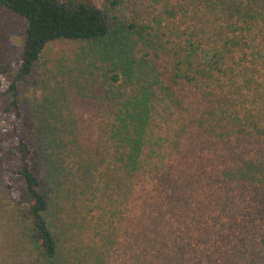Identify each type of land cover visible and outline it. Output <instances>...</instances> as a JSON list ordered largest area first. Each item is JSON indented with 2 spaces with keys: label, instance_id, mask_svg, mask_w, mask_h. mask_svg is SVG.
I'll use <instances>...</instances> for the list:
<instances>
[{
  "label": "rangeland",
  "instance_id": "374dc122",
  "mask_svg": "<svg viewBox=\"0 0 264 264\" xmlns=\"http://www.w3.org/2000/svg\"><path fill=\"white\" fill-rule=\"evenodd\" d=\"M91 1L108 37L49 42L17 91L59 254H38L0 182V264H264V0ZM24 29L0 5V65ZM190 42L221 72L170 82Z\"/></svg>",
  "mask_w": 264,
  "mask_h": 264
},
{
  "label": "trees",
  "instance_id": "16d2710c",
  "mask_svg": "<svg viewBox=\"0 0 264 264\" xmlns=\"http://www.w3.org/2000/svg\"><path fill=\"white\" fill-rule=\"evenodd\" d=\"M0 5L23 17L25 21L20 54L0 65V182L4 184L19 215L26 221L28 234L38 254L53 260L59 254L60 242L49 222L51 215L48 188L46 185L40 187L42 181L32 167L33 145L22 131L25 114L17 95L18 85L31 76L35 61L49 42L106 39L111 28L109 16L105 9L91 0H0ZM221 62L222 54L218 50L190 42L168 78L170 82L183 80L193 85L202 83V80L221 72ZM112 77L116 80L115 75ZM148 102L147 96H144L138 104L136 144L143 138ZM210 114L213 117L212 111ZM201 124L206 127L204 138L201 139L206 142L202 148L211 147L215 143L208 132L211 125L206 122ZM178 135L176 133V137ZM176 143L178 144L177 140ZM190 143L191 141L188 142V147L191 146ZM232 146L230 145L231 148ZM132 148L138 150V157L141 158L139 147L133 145L130 150ZM152 169L159 172V168ZM160 174L162 175V171ZM154 179L156 180L155 177ZM156 184L160 187L159 181L156 180ZM134 203L141 205L144 201L137 200ZM261 245L264 250V235ZM137 264L143 263L138 259Z\"/></svg>",
  "mask_w": 264,
  "mask_h": 264
}]
</instances>
